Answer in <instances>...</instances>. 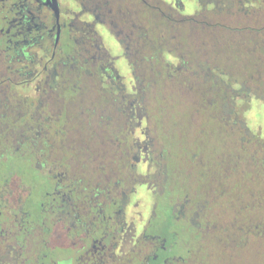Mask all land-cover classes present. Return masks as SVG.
I'll list each match as a JSON object with an SVG mask.
<instances>
[{
    "label": "flooded vegetation",
    "instance_id": "1",
    "mask_svg": "<svg viewBox=\"0 0 264 264\" xmlns=\"http://www.w3.org/2000/svg\"><path fill=\"white\" fill-rule=\"evenodd\" d=\"M184 23L207 25V39ZM235 36L264 64V0H0V264H210L212 239L228 255L261 246L257 207L231 211L225 186L263 179L262 129L225 122L241 136L203 178L214 197L175 193L142 60L161 58L182 86L202 66L228 71L188 46L234 48ZM250 100L264 104L239 110Z\"/></svg>",
    "mask_w": 264,
    "mask_h": 264
},
{
    "label": "rangeland",
    "instance_id": "2",
    "mask_svg": "<svg viewBox=\"0 0 264 264\" xmlns=\"http://www.w3.org/2000/svg\"><path fill=\"white\" fill-rule=\"evenodd\" d=\"M189 25L184 23V35L191 33L195 34V38L198 37L200 40L202 38L207 39V36L204 35L210 32L207 25L196 23L192 28ZM218 33H221L220 35L225 34L224 31ZM234 38H236L234 48L226 47L221 39L216 44L214 41L205 40V44L208 45L207 50H202V47L196 44L188 46L192 51H196L201 59L203 57L202 51H207L208 54H213L214 57L219 56L220 59L217 64L227 69L230 74L225 71H213L212 68L201 65L202 67L195 74L184 75L189 80L180 87L177 81L162 80L152 75L151 71L147 72V88H154L159 93V95L152 98V107L154 108L152 114H154L153 120L159 122L158 134H162L166 139L164 143L167 145L165 154L168 165L167 172L170 177V187L175 193L186 195L189 192L199 190L200 195L212 193L211 197H214L213 191L209 189L210 183L203 180V178L208 175L209 167L219 157L233 158L235 156L239 149L238 136H241V132H238L239 129L232 131V133L229 130L225 131L227 128L224 127L225 122L233 125L236 124V119H243L244 122L248 123V129L253 133H255L257 127H260L262 129L261 138L264 140V104L250 100L251 104L248 107L245 105L239 110L242 101L246 102L245 99L248 97L232 98L234 93L229 88H236L235 81L237 79L249 80L251 75L249 73L257 68L262 69L264 64L258 61L256 53L253 55L251 53L246 54L244 51V54L240 53L238 50L239 36ZM201 59L199 62H203ZM142 60H144V65L150 66V69H154V67L155 69H163L162 64H160L161 60L157 56L152 55V57H149L147 55ZM246 65L248 66L246 67ZM124 67L125 65L122 62V68ZM254 74L253 83L249 84L248 89L250 92L257 90L259 96L261 94L264 96V79H262L264 71L263 73ZM230 75L234 76V79H230L232 77ZM179 77L180 75L177 74L176 79L178 81H180ZM258 78L262 79L259 85L261 88L256 87L260 82ZM99 96L101 95L99 94ZM232 102L237 107H235L234 112L231 108ZM99 104L105 107L106 99L101 97ZM230 115L231 119L229 121ZM257 146H259V143ZM256 149H258L256 146L250 144L246 147V154L251 153L254 155L253 152ZM246 161L251 160L245 157V160H242L241 167L248 166V163H245ZM14 166L16 168L21 167L17 162L14 163ZM245 184L237 187L235 183H232L230 185L231 189L229 186H225L230 192V194L227 193L229 209L232 211L239 208V202L242 203L243 208L253 203L257 207L254 208L255 222L264 220V199L262 207L259 206L260 202L256 203L257 199H255L264 189V176L261 182H248L247 185ZM202 187L205 189L202 190ZM246 187L247 191H245ZM222 209L226 208L222 207ZM229 214L226 215L229 216ZM234 232L230 235L235 237V241H237L240 235L238 232ZM216 242L218 241L212 239L213 248L210 247L205 254L210 264H264V239L259 244L262 247L253 248L249 245L242 251L235 247L230 250L229 255L225 254V249ZM192 244L197 245L194 242ZM210 252H212V255Z\"/></svg>",
    "mask_w": 264,
    "mask_h": 264
},
{
    "label": "trees",
    "instance_id": "3",
    "mask_svg": "<svg viewBox=\"0 0 264 264\" xmlns=\"http://www.w3.org/2000/svg\"><path fill=\"white\" fill-rule=\"evenodd\" d=\"M160 60H161V58H160ZM160 64H162V62H160ZM163 66V65H162ZM157 70V71H156ZM151 73H152V75H155V77H157V78H161L162 80L164 79V80H170L171 82L172 81H178L176 78H171L170 76H169V74L168 73H166V72H164V70L163 69H160V68H158V69H152V71H151ZM227 74H230L229 72H226ZM250 75V74H249ZM248 75V76H249ZM253 75H255L254 73H251V75L249 76V81H251V83H252V81H253V79L251 78V77H253ZM230 76H232V75H230ZM248 76H247V78H248ZM230 79H234V76H232ZM181 80V79H180ZM237 81H241V80H238L237 79ZM204 82L205 83H207L205 80H204ZM236 83V88L235 89H232L231 87H229L230 88V90H233L232 92L234 93V96L232 97V98H237V97H248V98H246L245 100L247 101L251 96L250 95H252V97L254 96V95H259L256 91H249V87H247V88H240L239 87V84L237 83V82H235ZM178 84H179V86H180V82H178ZM257 86V85H256ZM181 87V86H180ZM153 89V90H152ZM190 90V89H189ZM147 91H149L150 92V97H152V98H154L156 95H159V93H157L156 92V90H154V88H148L147 89ZM260 97H264L262 94L260 95ZM232 104H233V102H232ZM235 106V104H233L232 105V107H234ZM237 108V107H236ZM153 107H152V111H153ZM233 112H234V109H233Z\"/></svg>",
    "mask_w": 264,
    "mask_h": 264
}]
</instances>
